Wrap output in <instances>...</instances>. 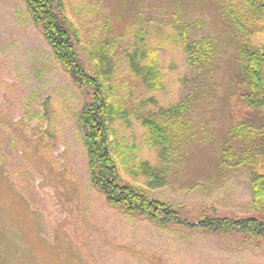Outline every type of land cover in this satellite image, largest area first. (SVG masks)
<instances>
[{
  "label": "rangeland",
  "instance_id": "374dc122",
  "mask_svg": "<svg viewBox=\"0 0 264 264\" xmlns=\"http://www.w3.org/2000/svg\"><path fill=\"white\" fill-rule=\"evenodd\" d=\"M56 1L77 39L84 70L92 74L102 65L109 73L106 95L119 113L113 138L120 179L172 206L189 222L205 216L264 221V208H252L250 171L234 165L233 159L220 167L229 147L242 155L241 142L230 136L234 126L251 124L264 137V110L247 109L240 99L235 34L222 24L215 3ZM185 26L190 30L187 41L205 36L217 40L216 78L210 81L211 93L205 96L203 88L196 98L193 137L172 153L167 184L154 188L140 165L159 172L164 161L159 149L147 144L142 120L205 87L187 63ZM253 27L244 43L264 53V19ZM135 56L141 67L151 64L160 88L147 87L132 64ZM89 100L90 90L74 86L54 60L26 5L0 0V160L4 187L10 186L3 207L16 213L20 230L36 236L41 257L51 258V264H264V239L160 227L107 204L89 182L79 123ZM258 154L255 170L264 175V146ZM30 256L26 254L25 263L16 261L27 264Z\"/></svg>",
  "mask_w": 264,
  "mask_h": 264
},
{
  "label": "trees",
  "instance_id": "16d2710c",
  "mask_svg": "<svg viewBox=\"0 0 264 264\" xmlns=\"http://www.w3.org/2000/svg\"><path fill=\"white\" fill-rule=\"evenodd\" d=\"M21 1L26 5L33 22L42 29V35L53 52L54 60L69 74L74 86L90 90V100L81 109L79 123L87 155L89 182L101 192L107 204L122 210L128 216L142 217L160 227L181 226L188 230L208 233L233 232L264 239L262 220L253 217L231 219L205 216L196 222H189L182 219L172 206L150 198L133 184L123 182L119 176V157L113 138V123L119 113L106 95V91L109 90L107 82L109 73L102 65L92 74L84 70L76 53L77 39L62 18L56 0ZM212 1L219 9L222 24L230 27L235 34L237 66L243 86L240 99L247 109L264 110V53L244 43V36L252 32L255 22L264 19V0ZM195 24L200 25L199 22ZM248 29H251L250 32ZM189 35L190 30L185 26L182 36L185 39L187 63L196 79L205 87L192 89L178 103L160 109L142 120L147 144L157 147L159 158L164 161L159 172L150 168L147 163L140 165L139 169L148 178V184L154 188L167 184L168 169L174 165L172 153L178 151L179 144L190 141L193 137L191 113L198 107L196 98L204 94L203 88L206 89L205 96H208L207 91L211 93L214 86L210 81L216 78L220 54L217 40L205 36L199 40L187 41ZM136 59L137 56L132 64L147 87L160 88L158 75L151 64L144 68ZM252 128L254 127L251 124L245 123L238 124L230 130L232 140L241 142L242 155H236L237 152L229 147L222 153L220 167L226 168V161L233 159L234 165L250 171L252 208L261 211L264 208V175L257 172L255 166L260 155L258 153L264 146V137ZM3 169L0 160V264H22L16 261L17 258L23 259L25 263L24 261L28 259L26 254H31L32 259L27 264H51V258L41 257L37 253L39 242L36 236L24 233L18 228L15 223L16 213L10 209L4 210V199L10 196V186L5 184L4 187ZM10 237L13 239L10 240ZM16 238L17 245L14 240Z\"/></svg>",
  "mask_w": 264,
  "mask_h": 264
}]
</instances>
